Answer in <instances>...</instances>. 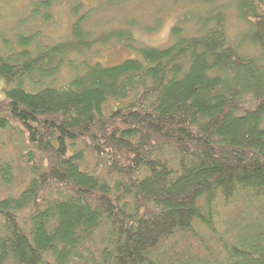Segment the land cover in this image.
Instances as JSON below:
<instances>
[{"label": "trees", "instance_id": "trees-1", "mask_svg": "<svg viewBox=\"0 0 264 264\" xmlns=\"http://www.w3.org/2000/svg\"><path fill=\"white\" fill-rule=\"evenodd\" d=\"M112 1L124 0L100 8ZM234 1L250 18L236 39L221 7L186 16L192 33L175 24L163 47L113 28L97 39L137 55L83 70L73 61L63 86L47 79L96 41L82 4L66 41L3 36L0 132L23 127L17 165L30 177L0 197V264H264V0ZM53 2L37 0L31 15ZM13 167L0 159V180L10 184Z\"/></svg>", "mask_w": 264, "mask_h": 264}, {"label": "rangeland", "instance_id": "rangeland-1", "mask_svg": "<svg viewBox=\"0 0 264 264\" xmlns=\"http://www.w3.org/2000/svg\"><path fill=\"white\" fill-rule=\"evenodd\" d=\"M106 1L54 0L49 7L42 8L37 15H31V6L37 4V0H0V45H2L3 36L14 40V36L18 33L36 34L34 45L39 44L41 47L66 41L71 36L74 21L72 3L82 4L83 9L78 15L87 16L84 26L93 32L96 41L88 51L72 52L68 58L64 59L65 67H61L54 77L47 79V82L52 85L63 86L77 73L71 66L73 61L79 63V68L83 70L88 64L96 61L111 65L137 55L136 49L128 47L123 41L111 38L103 42L97 39L103 31L129 27L142 45L163 47L172 43L174 39L172 28L175 24L181 26V34L190 35L194 25L189 22L190 20L182 19H189L186 16L206 13L211 8L221 7L225 11L228 19L227 30L232 39H236L240 32L246 30L250 20L241 15L242 11L240 12L241 9L239 10L234 0H124L120 3L108 2V9L102 10L100 4ZM97 6L99 8L95 10V13L88 17V10ZM44 14L49 16L44 17ZM24 15L29 19L26 23L24 21L19 24L20 16ZM156 20L159 22L157 23ZM241 44V52L246 55L257 54L260 51L251 42L242 41ZM7 85V81L0 78V102L6 99ZM26 141L23 127L17 122H11L5 130L0 132V159L9 161L14 166L13 181L6 184L0 180L1 198L18 195L28 183L30 174L27 165L23 163L17 165L19 156L26 149Z\"/></svg>", "mask_w": 264, "mask_h": 264}]
</instances>
